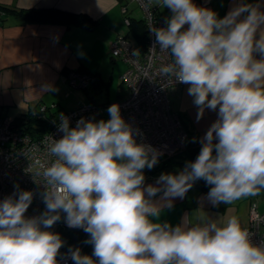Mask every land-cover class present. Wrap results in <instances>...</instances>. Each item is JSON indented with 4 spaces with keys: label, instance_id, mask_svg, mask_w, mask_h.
Wrapping results in <instances>:
<instances>
[{
    "label": "clouds",
    "instance_id": "1",
    "mask_svg": "<svg viewBox=\"0 0 264 264\" xmlns=\"http://www.w3.org/2000/svg\"><path fill=\"white\" fill-rule=\"evenodd\" d=\"M153 2L172 13L165 26H149L151 50L171 57L160 76L189 85L198 116L218 109L197 158L145 186L143 170L159 153L137 143L118 104L108 108L110 119L81 118L75 127L61 114L63 135L47 137L53 159L36 160L32 172L44 186L45 210L25 215L31 190L0 200V264H58L64 241L51 229L62 214L94 246L92 255L73 249L74 264H264V242L254 243L235 215L205 213L195 223L185 216L176 225L161 219V209L200 179L211 185L214 206L264 189V11L240 2L220 18L195 0Z\"/></svg>",
    "mask_w": 264,
    "mask_h": 264
},
{
    "label": "crops",
    "instance_id": "2",
    "mask_svg": "<svg viewBox=\"0 0 264 264\" xmlns=\"http://www.w3.org/2000/svg\"><path fill=\"white\" fill-rule=\"evenodd\" d=\"M240 2L247 3V0H195L196 4L215 10L220 18ZM248 4H259L260 10L264 11V0H248ZM2 6L10 7V10L60 8L85 11L98 20V25L90 29L77 24L28 21L19 13L7 11ZM163 14L165 21L172 15L168 8H163ZM125 29L126 22L118 0H0V112L14 116L42 102L69 109L62 107L59 90L64 89L65 95L70 94V90H65L71 85L68 72L81 67L80 70L100 76L99 83L106 88L104 92L108 95V91L113 90L112 100L120 98L126 93L121 78L126 63L111 56L112 63L102 65L103 68L93 64L98 62L100 53L98 55L96 44H91V35L96 38V43L100 42L99 36H103V50H106L107 45ZM188 88L189 85L182 84L180 91L171 97L172 106L185 121L188 141L201 143L207 130L218 118V109H205L203 116H198L199 108L188 94ZM104 92L102 90L101 93ZM89 99L81 102H88ZM157 180H145V186L155 184ZM160 195L162 193L154 199H159ZM189 200L186 195L175 198L172 207L161 209V219L175 224L178 212L187 211ZM249 201L250 205L252 200ZM61 231L65 232V239L59 255L70 249L73 236L69 230Z\"/></svg>",
    "mask_w": 264,
    "mask_h": 264
},
{
    "label": "built area",
    "instance_id": "3",
    "mask_svg": "<svg viewBox=\"0 0 264 264\" xmlns=\"http://www.w3.org/2000/svg\"><path fill=\"white\" fill-rule=\"evenodd\" d=\"M135 1L144 12L148 28L147 44L144 49L129 35L121 33L110 42V52L114 58L126 63L121 75L126 86V93L114 101L99 103L89 100L78 103L69 109H62L54 120V126L34 137L24 128L23 121H17L16 115L0 112V200L19 193L21 190H31L34 193L33 201L25 215L38 216L45 210L42 192L43 184H38L32 172L39 171L40 166L50 159L48 156L47 137L59 139L63 133L59 131L60 115L69 118L70 127H75L81 118L104 119V111L112 104L120 106V112L125 121L132 127L137 143L150 145L157 150L159 157L172 156L182 150L188 143V131L177 112L173 110L171 97L180 91L183 83H167L166 77H161L159 69L170 62L171 57L159 51L151 50L155 43V35L149 26L163 27L165 21L156 16L148 5L147 0ZM129 5H123V13ZM128 22V18H125ZM138 50V54L134 53ZM72 86L90 88L95 83V76L88 72L71 71L68 75ZM47 105L57 107V104L41 103L40 109ZM40 180V176H36ZM259 194V193H258ZM257 194V195H258ZM256 195V196H257ZM251 234L254 243L264 242V211L258 209V201L252 200L249 208L248 225L243 226ZM69 230L74 235L77 232L76 242L58 255V264H74L71 251L79 248L81 251L90 247L84 240L87 234L82 228L70 227L62 214L61 219L52 226V231ZM73 238V236H72ZM82 248V249H81ZM89 251V250H88Z\"/></svg>",
    "mask_w": 264,
    "mask_h": 264
},
{
    "label": "trees",
    "instance_id": "4",
    "mask_svg": "<svg viewBox=\"0 0 264 264\" xmlns=\"http://www.w3.org/2000/svg\"><path fill=\"white\" fill-rule=\"evenodd\" d=\"M118 1L121 4V6L123 5L127 6V4L129 5V9L127 10V12L123 13L124 19L128 18V22L125 21L126 29L123 33L129 35L130 38L136 40L140 48L144 49V47L147 44V38H148V28H147L146 18L143 14L144 12L142 11V14L140 15H136L132 13L133 4L136 3L135 1L132 0H118ZM147 1L150 10L153 13H155L156 16L164 17L163 8L154 6V3L150 5L149 0ZM247 4H248V0H247ZM136 5L140 7L137 3ZM2 7L7 11H14L15 13H19L28 21H46L51 23L77 24L90 29H93L98 25V20H96L93 16H91L90 13L85 11H71L60 8H30V9H21V10H10V7L7 6H2ZM80 69H82V67L73 71L85 72ZM70 72H68V75ZM93 75L95 76L96 85L93 86L94 85L93 84L92 86H90V88L85 89V91L89 92V97H90L89 100L97 101L100 103V101L95 97L98 93H101L102 90L104 91L106 88L103 87L104 85L102 83L101 84L99 83L100 76L96 77V74ZM40 105L41 103L39 104L37 103L31 107H28L24 111L16 114V118H18L17 121H23L22 123L24 124V128L27 131H30V133L34 137H39L40 135L43 134V132H46L51 128H53L54 120L57 117L58 112L62 110L58 107H52L50 105H47L44 110H41ZM181 119L185 125L184 119L182 117ZM201 147H202V143H199L197 141L196 142L188 141L187 145L182 150L176 152L174 155L159 157L157 164L153 168L148 169L146 167L143 170L145 175V180L158 179L159 176L163 173L178 174L181 170L184 169V167L188 162L195 161L201 150ZM194 183L198 184L201 193L209 192L211 185H208L203 179L197 180ZM261 190L257 196H252L251 200H257L259 196L262 194ZM87 249L91 252V250L94 249V246L92 245L90 247H87Z\"/></svg>",
    "mask_w": 264,
    "mask_h": 264
},
{
    "label": "rangeland",
    "instance_id": "5",
    "mask_svg": "<svg viewBox=\"0 0 264 264\" xmlns=\"http://www.w3.org/2000/svg\"><path fill=\"white\" fill-rule=\"evenodd\" d=\"M133 12L136 15H140L142 14V9L140 7H138L136 5V3L133 4ZM164 19V17H162ZM165 21V19H164ZM166 23V21H165ZM92 38V43L94 42L93 45L96 44L97 50H98V55L100 53V56L98 58V62H92L93 64H99L102 67V65L104 66V64H110L112 63L111 61V52H110V46L107 45V49L103 50V43L105 41V38L102 36H99L100 42L96 43V38L94 37V35H91ZM89 40V38H87ZM92 45V46H93ZM93 59H91L92 61ZM71 85H69V87H65V90L68 91L70 90V94L65 95L64 93V89H60L59 90V94L60 96V100L62 101L61 105L62 107L65 108H72L74 106H76L78 103H80L82 100L84 99H88L89 98V92L85 91L84 88L82 87H70ZM126 88V87H125ZM104 92V91H103ZM98 93V92H97ZM111 95H113V90L111 89V91H108V95L106 92L104 93H98L96 95V99H98L99 101L103 102H110V101H114L112 100ZM21 106V105H19ZM108 110V109H107ZM105 110L104 111V120L110 119L109 113L108 111ZM193 185H195L196 187L191 188L187 194L186 197L187 199H190L188 201V207L186 208V212L182 213V212H178V218L176 219V223L173 225H176L178 223L181 222L182 218L186 216V218L195 223L198 222V218L202 215L207 213L210 217H218V216H227V215H235L240 219L241 225L246 226L248 225V221H249V200L252 199V196L249 197H244L238 201L233 202L232 204L228 205L226 203H221L218 206H214L207 198V194L205 193H199V187L198 184L194 183ZM198 187V188H197ZM196 191V192H195ZM262 194L259 196V198L257 199L258 201V209L260 211H264V189L261 190ZM194 195V196H193ZM193 198V199H192ZM191 212V213H190ZM191 214V216H190ZM59 234L62 237V240L64 241L65 237L64 231L59 232ZM89 239V234L87 233L85 235V241L87 242ZM90 243L87 242V245H89ZM92 246V245H90ZM82 249V248H81ZM93 250L88 251V249H83L81 252L82 254H86V255H92Z\"/></svg>",
    "mask_w": 264,
    "mask_h": 264
},
{
    "label": "water",
    "instance_id": "6",
    "mask_svg": "<svg viewBox=\"0 0 264 264\" xmlns=\"http://www.w3.org/2000/svg\"><path fill=\"white\" fill-rule=\"evenodd\" d=\"M76 238H77V232H75V234L73 235V241H72V243L74 244L75 242H76Z\"/></svg>",
    "mask_w": 264,
    "mask_h": 264
}]
</instances>
